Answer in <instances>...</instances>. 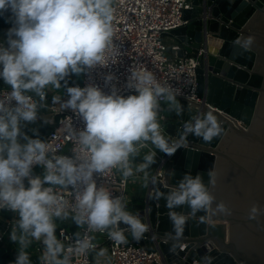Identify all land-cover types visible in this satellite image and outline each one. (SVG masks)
Returning <instances> with one entry per match:
<instances>
[{
	"label": "clouds",
	"instance_id": "9594fccd",
	"mask_svg": "<svg viewBox=\"0 0 264 264\" xmlns=\"http://www.w3.org/2000/svg\"><path fill=\"white\" fill-rule=\"evenodd\" d=\"M5 13H11L13 27L7 33L8 47L0 46V78L11 87L7 96L0 98V209L18 214L17 230L10 233V240L20 246L14 264H31L26 249L33 240L44 246L41 264H71L72 253L94 250L89 232H107L116 244L128 243L125 232H130L132 239L139 242L150 225L142 221L138 212L128 211L122 197L98 186L95 176L110 169L131 176L142 143L150 142L161 152L174 154L178 147L162 133L159 114L162 103H167L168 110L177 115L183 113L177 100L182 90L161 85L152 71L137 68L131 70L128 81V87L134 88L137 95L124 97L115 88L105 94L93 85L68 87L70 98L60 103L53 96V103L77 113L85 127L76 132L66 126L65 133L76 139L79 147L73 150V157L56 155L47 142L21 131V122H35L38 118V103L29 93L43 102L45 89L49 85L59 89L70 72L80 74L106 65V57L115 48L113 0H0V15ZM253 42V37L235 41L245 50ZM113 79L111 74L105 77L106 82ZM224 134L222 123L208 112L186 121L180 139L195 135L210 143ZM21 139L26 143H21ZM175 143L178 145L179 141ZM155 162L156 153L150 152L137 166L146 174L145 187L156 184L154 177L147 176ZM37 164L45 169L42 178L32 176V167ZM208 175L207 185L200 174H185L175 190L167 194L156 192L155 199H166L172 224L168 235L173 248L182 239L190 217L199 212L232 214L226 203H216L211 191L215 180L211 171ZM57 187H71L75 202L61 200L54 191ZM183 206L190 211L174 210ZM261 216L264 208L253 204L248 218L259 222ZM69 217L85 234L75 233V243L66 251L64 242L57 238L55 221ZM120 223L127 227L121 228ZM203 260L213 264L210 255Z\"/></svg>",
	"mask_w": 264,
	"mask_h": 264
},
{
	"label": "water",
	"instance_id": "95a60500",
	"mask_svg": "<svg viewBox=\"0 0 264 264\" xmlns=\"http://www.w3.org/2000/svg\"><path fill=\"white\" fill-rule=\"evenodd\" d=\"M182 11L183 26L163 34L176 46L178 57L185 54L198 60L195 69L197 96L205 103L179 99L183 113L173 111V121L165 124V136L181 135L186 121L196 112L216 115L224 135L210 143L189 135L187 141L169 156V187H157L133 202L128 211L139 213L150 230L139 242L147 252L158 242L166 264H190L210 255L213 264H264V216L250 220L253 204L264 208V0H190ZM253 37L247 49L235 43ZM165 154V153H164ZM216 203L223 201L232 214L213 215L199 212L190 217L180 241L172 247V224L166 199H155L156 192L167 194L177 187L185 174H200L205 185L210 177ZM171 173V174H170ZM148 200V201H147ZM215 207V204L213 205ZM177 212H189L187 206ZM121 228L127 226L123 223Z\"/></svg>",
	"mask_w": 264,
	"mask_h": 264
},
{
	"label": "built area",
	"instance_id": "2783aa9c",
	"mask_svg": "<svg viewBox=\"0 0 264 264\" xmlns=\"http://www.w3.org/2000/svg\"><path fill=\"white\" fill-rule=\"evenodd\" d=\"M190 5V0H113L115 48L112 54L106 57V65L87 69L77 76H73L70 72L65 80L60 82L61 87L66 91L64 100L70 98L67 93L68 87L79 86L84 88L89 85L99 87L105 94H111L115 88L117 94L124 97L137 95L138 93L134 88L128 87L131 70L137 68L140 71L145 69L152 71L161 85L181 89L182 95L178 96L177 100H186L188 106H191V103H205V98L197 96L195 74L198 65L197 58L188 54L178 57L176 46L171 45L168 39L162 38L163 34L186 24L182 21V11L189 9ZM4 15L9 22H12L11 13ZM2 16L0 15V17ZM3 32L8 33L6 29L0 31L2 34ZM4 47H8V44ZM110 74L113 75L114 79L111 82H106L105 77ZM65 82H67L66 86ZM10 91L11 87L0 78V98L6 97ZM45 91L46 99L43 102H40L39 97L34 93H29L38 103V110L40 108L47 109L49 118L52 120L50 128L40 140L47 142L54 154L73 157V150L79 147L78 142L72 136L67 135L64 129L66 126H72L76 132H79L84 129L85 123L71 109H61L56 103H53L55 91L51 85ZM57 98L62 100V98ZM11 104L15 106V101H12ZM205 105L211 108L210 105L206 103ZM169 107L166 106V103H162V111L159 114V122H161V130L164 135L166 122L174 119L173 111H169ZM200 114L201 112H196L194 116H200ZM31 125V122H21V131L22 128ZM27 136L29 137V135ZM22 141L23 139H21V143ZM171 141L176 147L175 142L179 141V144H182L187 141V138L180 139V136L174 135ZM141 149L147 154L156 153V162L147 171L148 177L155 178L156 184L154 186L149 184L148 187H145L146 174L137 170V166L143 161V158L134 161L131 176L125 177L119 169H110L102 175L97 174L95 176L97 185L108 188L114 196L122 197L127 209L141 196L142 198L146 196L147 199L153 194L158 186L157 183L160 187H169L167 171L170 155L163 152L158 153L150 142L142 143L139 146V150ZM44 173L43 166L37 164L32 167L33 177L42 178ZM24 184L25 187L29 186L28 179L24 180ZM44 186L51 185L45 184ZM171 187L176 188L175 186ZM54 191L57 192L61 200L68 204L75 202L71 187L68 190L57 187ZM136 194L139 196H135ZM17 221L18 214L8 209H0V252L7 253L10 251L7 247L8 237L11 231L17 230ZM78 232L82 236L85 234V230L79 226L58 229L57 238L64 242L66 251L71 244L75 243V233ZM87 236L95 245V249L90 250L87 254L72 253L71 264H166L158 242L152 243L154 251L147 252L132 240L126 244H116L108 238L107 232H89ZM13 244L16 245L15 242ZM43 248L41 242L36 240L32 242V251L28 253L31 264H41ZM101 252L103 255H100ZM17 255L16 251L12 252L13 260H8L2 264H14ZM190 264H203V262L196 259Z\"/></svg>",
	"mask_w": 264,
	"mask_h": 264
},
{
	"label": "rangeland",
	"instance_id": "374dc122",
	"mask_svg": "<svg viewBox=\"0 0 264 264\" xmlns=\"http://www.w3.org/2000/svg\"><path fill=\"white\" fill-rule=\"evenodd\" d=\"M7 39H8V37H7V34L6 33H4V32H3V34L0 33V45L4 44V46H5L7 44ZM71 74L73 76H77L78 75V74H75V73H71ZM51 88L54 89V91H55L54 96L59 97V98H62V100H60V103L65 102V100H64V98L66 96L65 89L63 87H60L59 89H56L52 85H51ZM60 103H56L58 105V107H60ZM167 105L168 104L166 103V106ZM31 123H32V125L29 126L30 127V132L29 133H32L34 131V128L36 129V127L37 128L44 127L45 128V133H46V131L50 128V126L52 124V120L49 118V115H48V110L47 109L40 108L38 110V118H37V120L35 122H31ZM39 123H42V124H39ZM160 124H161V122H160ZM22 143H26V141L23 140ZM153 147H154V145H153ZM155 150L158 153H161L160 150H158L156 148H155ZM146 154L147 153L143 149L139 150V155L135 158V160L142 159ZM55 222H56V225L57 226H61V227H64V228H68L70 225H74L75 227H78L73 222V220L70 217L68 219H60V218H57ZM129 237L130 236L127 235L128 241H130V238ZM8 240L10 241V236L8 237ZM16 244L19 246L18 243H16Z\"/></svg>",
	"mask_w": 264,
	"mask_h": 264
},
{
	"label": "trees",
	"instance_id": "16d2710c",
	"mask_svg": "<svg viewBox=\"0 0 264 264\" xmlns=\"http://www.w3.org/2000/svg\"><path fill=\"white\" fill-rule=\"evenodd\" d=\"M11 27H12V22L11 21L9 22L6 15H3L2 17H0V31L3 29H6L8 32V30ZM29 132H30V127L26 126V127L22 128V133L25 135H29V137L32 139H37V138L41 139L46 134L44 127H39V128L36 127V129L34 128V131L32 133H29ZM59 228H61V226H57L56 233H57ZM72 228H75V226H72ZM19 247L20 246L17 247L18 250H19ZM11 253H12V251H9V253H6V254H2V261L3 262L7 261L10 258Z\"/></svg>",
	"mask_w": 264,
	"mask_h": 264
},
{
	"label": "crops",
	"instance_id": "0c3cea01",
	"mask_svg": "<svg viewBox=\"0 0 264 264\" xmlns=\"http://www.w3.org/2000/svg\"><path fill=\"white\" fill-rule=\"evenodd\" d=\"M168 41V40H167ZM0 46H3L4 47V44H2V45H0ZM37 124V123H36ZM39 124H42V123H39ZM135 196H139L138 194H136ZM72 226H74V225H70L68 228H72ZM127 236V235H126ZM128 236H130V235H128ZM130 238V240H132L131 239V237H129ZM11 241V240H10ZM8 242V249L10 250V251H12V252H14V251H16L17 253H18V245L16 244V245H14L13 244V242ZM33 241H35V240H33ZM32 241V242H33ZM32 242H31V244H30V246L26 249V251L28 252V253H30L31 251H32ZM7 253H9V252H7ZM2 254H6V253H3V252H0V264H2V263H4L3 261H2ZM8 260H13V258H12V253H11V256H10V258L8 259ZM7 260V261H8ZM15 260V259H14ZM6 262V261H5Z\"/></svg>",
	"mask_w": 264,
	"mask_h": 264
}]
</instances>
